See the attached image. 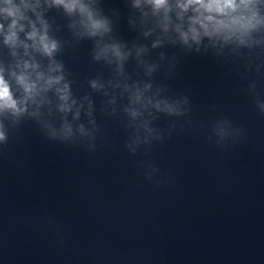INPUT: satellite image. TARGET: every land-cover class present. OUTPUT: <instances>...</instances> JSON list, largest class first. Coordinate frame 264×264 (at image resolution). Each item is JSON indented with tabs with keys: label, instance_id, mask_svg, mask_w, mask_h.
<instances>
[{
	"label": "clouds",
	"instance_id": "obj_1",
	"mask_svg": "<svg viewBox=\"0 0 264 264\" xmlns=\"http://www.w3.org/2000/svg\"><path fill=\"white\" fill-rule=\"evenodd\" d=\"M5 2L8 5H11V0H5ZM57 3L63 4L64 7L68 11H73L76 9H79L81 13L86 14L89 18V21L91 22V27L94 30H99L104 28V24L100 21L92 20L91 13L88 11L86 6L79 3V0H69L68 3H65V0H56ZM150 2L156 7L160 8L166 4V0H150ZM191 2V0H189ZM242 2L247 6L249 4L253 3V0H242ZM234 3V0H230L229 7H232ZM0 11L6 12L8 15L16 17L18 16L19 12L18 9H16L14 6H10L5 9H0ZM260 21L256 18V13L253 12L252 16L249 18L245 17H238L236 19H233L230 22V27L235 31L239 32L241 35L246 34L249 30L255 28L257 24H259ZM16 26V20H13L12 25L10 26V35L6 38V42L8 41H14L15 39V32H11V28H14ZM2 27V26H0ZM33 37H35V32L31 34ZM182 38L187 42L189 38H191L194 41L199 40V33L196 32L195 29H190L189 33H182ZM39 43L43 47L44 51L48 54L51 53L52 50L55 49V43H49L47 42V38L45 36H41L39 38ZM19 82L24 86L25 91L28 93H31L35 85L27 83L26 79L24 77L19 78ZM53 81H49V83H52ZM3 108H11L13 110H16V102L12 99V94L10 87L8 83L3 79V76L0 75V109ZM5 140V135L2 131H0V141Z\"/></svg>",
	"mask_w": 264,
	"mask_h": 264
}]
</instances>
